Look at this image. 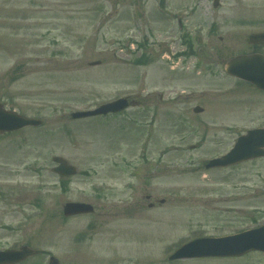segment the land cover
Returning <instances> with one entry per match:
<instances>
[{
    "label": "rangeland",
    "instance_id": "rangeland-1",
    "mask_svg": "<svg viewBox=\"0 0 264 264\" xmlns=\"http://www.w3.org/2000/svg\"><path fill=\"white\" fill-rule=\"evenodd\" d=\"M157 1L0 0V104L42 121L0 135V248H37L25 264H160L166 238L264 220V157L205 168L264 126V91L223 71L258 47L248 36L264 30V0H168L192 54ZM120 97L138 105L70 117ZM54 155L77 173L56 175ZM68 201L94 211L64 217Z\"/></svg>",
    "mask_w": 264,
    "mask_h": 264
},
{
    "label": "water",
    "instance_id": "water-1",
    "mask_svg": "<svg viewBox=\"0 0 264 264\" xmlns=\"http://www.w3.org/2000/svg\"><path fill=\"white\" fill-rule=\"evenodd\" d=\"M217 2L216 0L215 4ZM249 39L252 43H264V33L252 34ZM92 64L94 65L96 63ZM225 71L264 89V56L262 55L251 54L236 56L226 62ZM127 106V99L119 98L103 104L94 110L73 112L71 116L76 119L100 114L106 115L121 111ZM199 110V108H195V111ZM39 124V120L23 117L14 111L6 110L0 105V133L15 131L25 126ZM262 156H264V128L251 129L246 134L237 138L229 152L211 159L206 167H224ZM52 161L56 164L53 168L55 173L61 176L76 174V168L70 165L64 158L54 156ZM92 211L93 207L83 202H66L63 205V214L65 216L89 213ZM261 234H264V226L224 238L197 239L182 246L172 257L237 255L252 249L264 250V237ZM34 253V250L26 246L21 247L19 250L0 251V264L16 263ZM50 264H58V261L52 258Z\"/></svg>",
    "mask_w": 264,
    "mask_h": 264
},
{
    "label": "flooded vegetation",
    "instance_id": "flooded-vegetation-1",
    "mask_svg": "<svg viewBox=\"0 0 264 264\" xmlns=\"http://www.w3.org/2000/svg\"><path fill=\"white\" fill-rule=\"evenodd\" d=\"M163 21H174V18H162ZM176 21L178 23V30L182 29V23H181V19L179 17V15L176 16ZM181 39V38H180ZM179 39V40H180ZM193 39V38H192ZM183 41V39H182ZM197 43H201V39L198 38L197 39ZM186 47L188 48V52L190 53L192 50L190 48V46L188 44H185ZM193 45V43H192ZM179 56H184L182 55L181 52H178L177 53ZM230 77V76H228ZM131 105H138L136 104V101L135 102H131ZM258 127L259 126H263V124H259L257 125ZM151 205H153L151 203ZM263 220L261 218L259 219H255V218H252L248 221H246L245 223H240L241 225H237L239 227H236V226H231L229 224H222V225H211V226H196L194 227V230H196L195 232H192V235H189L187 236V239L188 240H192V239H195V238H198V237H222V236H226L228 234H232V233H236V232H240V231H243L245 229H248V228H253V227H257L259 225H261L260 223H262ZM111 228V227H110ZM88 229V228H86ZM171 237V236H170ZM112 238H116V236H112ZM175 238V237H173ZM166 241H168L167 243V247H163L162 248V251L160 253V255H163L162 257H160L159 262L160 264H179L178 262L179 261H191L193 263L191 264H197L196 261H202V260H212L211 258H215L216 260L212 261V262H208V263H215V264H219L218 261H228L227 263L229 264H233V263H239V264H244L243 262L250 259L251 257L253 256H256L257 259H261L262 262L260 264H263L264 263V252L263 251H249L245 254H242V255H237V256H208V257H188V258H180V259H169L168 257L170 256V254L175 250V246L174 244L172 243H169V241L171 239L169 238H166L165 239ZM28 245V244H26ZM29 247L33 248L36 250V254L31 256V257H28L26 258L25 260H23L22 262L20 263H16V264H22V263H26L28 262V260L30 261H37L35 259V257H38V255L40 254V251L37 249V248H34L33 246L31 245H28ZM53 254H48L46 257H47V260L45 261L46 264H48L49 262V258L52 256ZM148 255V254H147ZM234 259V260H233ZM59 261V260H58ZM60 264V262H59ZM221 264V263H220Z\"/></svg>",
    "mask_w": 264,
    "mask_h": 264
}]
</instances>
